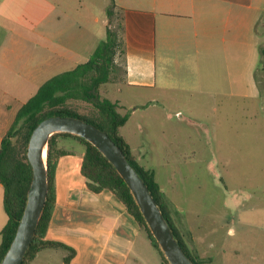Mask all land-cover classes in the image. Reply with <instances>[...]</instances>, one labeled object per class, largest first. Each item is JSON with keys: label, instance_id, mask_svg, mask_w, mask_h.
Segmentation results:
<instances>
[{"label": "crops", "instance_id": "1", "mask_svg": "<svg viewBox=\"0 0 264 264\" xmlns=\"http://www.w3.org/2000/svg\"><path fill=\"white\" fill-rule=\"evenodd\" d=\"M114 3L123 25L122 84L139 91L137 97H147L138 102L142 107L180 105L193 92L222 99L264 97L256 80L264 48V0ZM69 12L79 14L68 4L50 0H0V143L19 108L44 82L74 69L83 55H88L83 63L87 62L96 50V33ZM111 101L118 103L120 111V102ZM174 117L168 113L163 119ZM153 118L162 121L158 115ZM122 137L137 162L154 172L186 248L201 264H212L210 249L215 243L207 240L214 234V222L209 230L194 210L174 200L177 193L167 196L156 166L145 158L148 152L132 149ZM57 144L70 154L60 157L55 169V204L45 240L72 249L69 264H163L144 231L111 192L88 190L81 175L84 146L70 138H60ZM0 194L3 206L1 184ZM259 215V222L249 228L252 264H264V210ZM7 219L0 218V231ZM227 233L234 235V228ZM67 255L62 248L43 249L29 264H64Z\"/></svg>", "mask_w": 264, "mask_h": 264}, {"label": "rangeland", "instance_id": "2", "mask_svg": "<svg viewBox=\"0 0 264 264\" xmlns=\"http://www.w3.org/2000/svg\"><path fill=\"white\" fill-rule=\"evenodd\" d=\"M50 1L77 10L79 14L69 12L70 16L96 33V47L104 40L111 0ZM110 29L117 31L116 18ZM88 58L83 55L81 64ZM258 65L256 80L264 96L262 60ZM114 68L112 77L119 81L118 57ZM98 93L100 98L120 102L119 112L128 116L122 135L132 149L141 147L148 152L145 158L156 166L166 195L177 193L174 200L194 210L209 230L214 222V234L207 240V244L215 243L210 249L212 264H252L249 228L259 222V212L264 210V97L222 99L193 92L180 105L142 107L138 102L147 97H137L139 91L121 82L103 84ZM70 105L81 114L93 110L91 104L81 101ZM168 113L175 116L171 121L163 119ZM154 115L162 121H156ZM1 198L0 194V218L6 220ZM229 228H234V235L227 233Z\"/></svg>", "mask_w": 264, "mask_h": 264}, {"label": "trees", "instance_id": "3", "mask_svg": "<svg viewBox=\"0 0 264 264\" xmlns=\"http://www.w3.org/2000/svg\"><path fill=\"white\" fill-rule=\"evenodd\" d=\"M114 0L106 9L108 19L105 39L96 48L90 59L79 64L74 69L58 74L44 82L37 92L24 103L16 113L14 121L0 143V184L3 187V208L7 216V223L0 231V261L8 250L15 235L19 220L26 202L32 172L27 161L26 151L32 130L43 119L50 116H72L82 119L98 129L104 131L109 138L122 150L131 166L137 171L147 185L154 200L159 206L164 218L171 227L184 253L194 264H201L186 248L175 229L164 197L155 180L154 172L141 166L131 153L129 145L120 134L121 128L128 120L127 115L118 111V103L107 98H100L98 89L107 83L124 82L123 68V25L118 13L115 12ZM116 18L117 31L110 29L111 22ZM264 67V48L260 50ZM120 59L121 77L115 81L112 75L116 65V58ZM81 101L91 104L92 113L81 114L70 103ZM60 138H70L84 146L81 164V175L85 179L88 190L93 193L111 192L126 208L141 230L146 234L150 244L154 247L163 264H168L159 246L141 216L127 186L105 159V157L84 139L68 133L54 134L50 137L47 150L48 195L35 235L26 256L21 264H29L36 254L43 249L62 248L68 251L64 264H69L73 255L72 249L45 240L52 211L55 204L53 179L60 157L70 154L57 144Z\"/></svg>", "mask_w": 264, "mask_h": 264}, {"label": "water", "instance_id": "4", "mask_svg": "<svg viewBox=\"0 0 264 264\" xmlns=\"http://www.w3.org/2000/svg\"><path fill=\"white\" fill-rule=\"evenodd\" d=\"M68 133L95 147L127 186L149 232L168 264H194L179 245L171 227L147 185L131 166L122 150L102 130L72 116H50L32 130L26 151L32 177L26 202L13 240L0 264H21L31 245L48 195L47 150L51 136ZM44 152L46 157L44 158Z\"/></svg>", "mask_w": 264, "mask_h": 264}, {"label": "bare ground", "instance_id": "5", "mask_svg": "<svg viewBox=\"0 0 264 264\" xmlns=\"http://www.w3.org/2000/svg\"><path fill=\"white\" fill-rule=\"evenodd\" d=\"M46 157V152H44V158Z\"/></svg>", "mask_w": 264, "mask_h": 264}]
</instances>
